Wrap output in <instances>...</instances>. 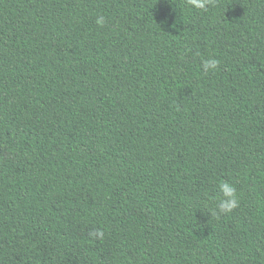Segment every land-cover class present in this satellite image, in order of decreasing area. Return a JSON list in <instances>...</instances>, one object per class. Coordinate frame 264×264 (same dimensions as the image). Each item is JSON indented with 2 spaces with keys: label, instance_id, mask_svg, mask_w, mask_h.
<instances>
[{
  "label": "trees",
  "instance_id": "obj_1",
  "mask_svg": "<svg viewBox=\"0 0 264 264\" xmlns=\"http://www.w3.org/2000/svg\"><path fill=\"white\" fill-rule=\"evenodd\" d=\"M0 264H264V0H0Z\"/></svg>",
  "mask_w": 264,
  "mask_h": 264
},
{
  "label": "clouds",
  "instance_id": "obj_2",
  "mask_svg": "<svg viewBox=\"0 0 264 264\" xmlns=\"http://www.w3.org/2000/svg\"><path fill=\"white\" fill-rule=\"evenodd\" d=\"M216 0H184V4L189 9H196L203 12H207L210 6H213ZM97 25L103 27L106 23L104 16L98 15L96 18ZM220 61L215 58L203 59L202 66L205 73L215 71L219 67ZM214 199H218L215 204L214 214L219 216L222 214L231 213L239 206L238 189L234 183L227 180H221L218 186V196ZM93 237L103 239L104 232L100 229H96L91 233Z\"/></svg>",
  "mask_w": 264,
  "mask_h": 264
}]
</instances>
